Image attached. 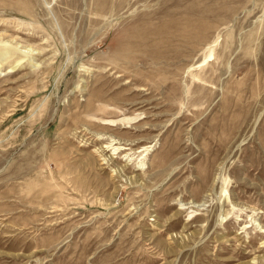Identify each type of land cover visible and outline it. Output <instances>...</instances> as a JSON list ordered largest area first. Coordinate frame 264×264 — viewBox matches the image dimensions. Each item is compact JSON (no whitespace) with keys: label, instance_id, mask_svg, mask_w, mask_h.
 I'll list each match as a JSON object with an SVG mask.
<instances>
[{"label":"rangeland","instance_id":"obj_1","mask_svg":"<svg viewBox=\"0 0 264 264\" xmlns=\"http://www.w3.org/2000/svg\"><path fill=\"white\" fill-rule=\"evenodd\" d=\"M262 226L264 0H0V264H264Z\"/></svg>","mask_w":264,"mask_h":264},{"label":"bare ground","instance_id":"obj_2","mask_svg":"<svg viewBox=\"0 0 264 264\" xmlns=\"http://www.w3.org/2000/svg\"><path fill=\"white\" fill-rule=\"evenodd\" d=\"M107 124H108V122H107ZM116 149H117V148H116ZM116 149H115V150H116ZM118 149H119V148H118ZM118 149H117V150H118ZM121 149H122V147H121ZM123 149H124V148H123ZM261 230L264 232V226L261 227Z\"/></svg>","mask_w":264,"mask_h":264}]
</instances>
